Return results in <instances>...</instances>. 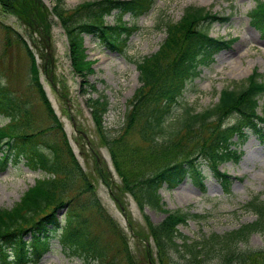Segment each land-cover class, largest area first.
Listing matches in <instances>:
<instances>
[{"label":"trees","instance_id":"trees-1","mask_svg":"<svg viewBox=\"0 0 264 264\" xmlns=\"http://www.w3.org/2000/svg\"><path fill=\"white\" fill-rule=\"evenodd\" d=\"M49 1L51 9L42 0H0L1 12L14 16L23 25L35 51L17 32L2 25L6 35L3 49L10 51L13 43L22 46L29 60L30 84L53 121L51 127L21 134L29 107L20 104L0 81V114L9 118L0 127V167L22 156L29 169L46 174L35 180L12 208L0 209V264L37 263L49 251L54 237L82 264H116L113 256L117 255H122L125 264H264V249L246 247L251 235L264 234V202L258 197L244 206L254 214V221L221 235L213 233L191 240L179 232L178 226L199 216L163 209L159 195L163 185L174 188L187 177L204 191L198 159L207 164L224 194H229L233 179L219 167L239 161L241 154L235 148L247 140L249 133L264 144V117L257 114L258 101L264 97V82L257 71L233 88H223L211 108L195 112L185 105L177 110L186 83L198 77L199 68L210 65L218 51L233 43L234 39L209 36L214 23L228 19L202 7L189 6L177 22H160L157 28L162 27L166 37L155 53L135 61L139 86L127 102L122 126L110 136L103 123L109 101L88 82L94 61L85 54L83 36L92 35L109 51L125 54L129 37L138 28L128 27L121 17L130 14L138 18L153 8L155 0L86 1L72 9H67L63 0ZM255 3L251 21L264 38V0ZM113 12L115 25L111 26L104 18ZM51 16L66 38L79 94L87 96L85 105L98 146L87 141L93 161L91 173L82 170L40 83L42 74L55 92L58 88L68 93L65 78L59 80L56 73ZM65 95L60 94L61 98ZM76 129L80 140H85V133ZM17 138L21 145L12 144ZM99 146L107 148L120 183L114 182L98 152ZM97 179L107 187L130 233L141 245L140 258H133L125 233L99 202L94 185ZM125 195L139 210L147 207L163 212L164 219L157 224L147 219L145 228L135 229L122 200ZM60 209H65V214L57 219ZM84 212H92L97 224L115 235L117 244H101L99 232L92 234L91 221L83 216ZM27 233L29 239L25 240Z\"/></svg>","mask_w":264,"mask_h":264},{"label":"rangeland","instance_id":"rangeland-1","mask_svg":"<svg viewBox=\"0 0 264 264\" xmlns=\"http://www.w3.org/2000/svg\"><path fill=\"white\" fill-rule=\"evenodd\" d=\"M98 0H63L67 9H72L83 2ZM130 1V0H123ZM49 8L52 4L47 0ZM255 0H155V5L146 14L135 18L130 14L121 17L128 27L135 25L138 29L129 37L125 54L109 51L97 42L92 35L85 34L84 47L88 60L94 61L93 73L88 76V82L95 85L109 101V110L104 117V127L107 133L115 135L122 126L123 116L128 100L139 86L135 61L155 53L166 37L165 30L157 25L160 22H177L185 8L189 6L202 7L212 14L228 19L226 22H216L209 29V36L218 39H234L228 48L218 51L213 56V62L199 68L198 77L186 83L184 92L179 99L177 110L185 105L195 112H202L217 103L218 95L223 88H233L245 80L253 71L263 75L264 82V38L250 18L255 7ZM116 12L105 17L106 24L115 25ZM52 43L56 57V73L59 80L65 78L68 93L57 88L55 92L51 85L40 74V81L49 100L53 114L62 124L67 140L82 168L86 173L93 170V161L90 157L92 141L97 146L94 126L89 109L85 105L87 96L79 94L77 78L72 74L68 59V46L63 31L57 20L51 16ZM2 25L17 32L33 49L28 38V32L18 20L0 10V81L8 92L17 97L20 104L26 103L29 107L26 122L23 119L21 134H31L53 126L46 107L30 84L28 75L29 60L24 49L18 43H13L11 50L3 49L5 32ZM39 63V61H38ZM60 94H67L61 98ZM94 96V95H93ZM257 114L264 117V97L258 101ZM9 118L0 114V127L7 124ZM85 133V140H80L77 129ZM134 139V137H131ZM13 145H21V139L13 140ZM82 147V149H81ZM241 154L238 162H226L219 167L233 182L230 193L224 194L221 186L213 178L210 169L202 159L198 166L204 176V191L187 177L178 186L168 188L166 185L159 190L163 209L168 211L188 212L199 217L188 219L178 226L179 232L191 240H198L203 235L224 234L235 230L241 225L255 220L254 214L244 210V206L254 197L264 202V144L249 133L247 140L235 148ZM98 152L105 160L114 182L120 183L111 167V160L106 147L99 146ZM1 156V154H0ZM39 170H31L26 160L19 156L18 160L8 161L0 167V209L12 208L20 197L34 185L35 180L45 177ZM96 195L106 213L116 222L119 229L125 233L133 258H140L141 245L135 241L127 226V220L122 215L107 187L99 179L95 180ZM75 194V190H72ZM68 196H72L68 194ZM123 203L135 229L145 228V221L161 222L165 214L149 208L139 210L132 198L123 197ZM65 209L56 213L57 219H62ZM83 216L91 221L92 234L99 232L103 245L117 244L115 235H111L102 225H98L92 212H84ZM29 239V233L24 237ZM49 251L37 263L28 264H82L83 261L71 256L62 249L54 237L50 241ZM247 248L264 249V234L251 235ZM115 247L114 253L116 252ZM116 264H125L122 255L113 256Z\"/></svg>","mask_w":264,"mask_h":264},{"label":"water","instance_id":"water-1","mask_svg":"<svg viewBox=\"0 0 264 264\" xmlns=\"http://www.w3.org/2000/svg\"><path fill=\"white\" fill-rule=\"evenodd\" d=\"M46 2V4H48L47 0H44Z\"/></svg>","mask_w":264,"mask_h":264}]
</instances>
